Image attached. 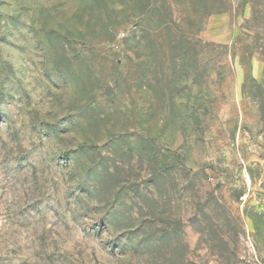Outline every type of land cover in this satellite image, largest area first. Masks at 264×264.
<instances>
[{
  "label": "rangeland",
  "instance_id": "1",
  "mask_svg": "<svg viewBox=\"0 0 264 264\" xmlns=\"http://www.w3.org/2000/svg\"><path fill=\"white\" fill-rule=\"evenodd\" d=\"M0 264H264V0H0Z\"/></svg>",
  "mask_w": 264,
  "mask_h": 264
}]
</instances>
